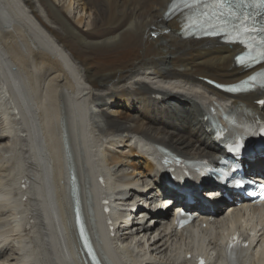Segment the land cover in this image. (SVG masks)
I'll return each mask as SVG.
<instances>
[{
  "label": "bare ground",
  "instance_id": "6f19581e",
  "mask_svg": "<svg viewBox=\"0 0 264 264\" xmlns=\"http://www.w3.org/2000/svg\"><path fill=\"white\" fill-rule=\"evenodd\" d=\"M174 1L0 0V264H186L182 248L211 264L233 226L256 233L243 264H264L263 207L214 200L210 213L197 197L201 231L169 229L160 210V198L179 201L158 147L214 158L208 111L264 119V91L227 96L207 82L252 73L236 64L242 48L186 38ZM250 167L264 178V156ZM101 198L115 209L109 239Z\"/></svg>",
  "mask_w": 264,
  "mask_h": 264
},
{
  "label": "snow or ice",
  "instance_id": "6c2138e0",
  "mask_svg": "<svg viewBox=\"0 0 264 264\" xmlns=\"http://www.w3.org/2000/svg\"><path fill=\"white\" fill-rule=\"evenodd\" d=\"M259 2L261 4H264V0H259ZM213 4L216 5L218 4L220 7H226L229 6V0H213ZM250 17L245 18V23L247 22V19H249ZM237 20H239V17L236 18ZM233 28V32L232 34H234L236 36L235 40L229 41L232 43H245V39L243 37L247 36L248 32L250 31L247 27H243V25L241 24H235L232 26ZM243 28L242 31H240V29ZM254 31H257L258 33H264V27L259 28V29H253ZM224 35H229L228 32H225ZM249 46H251L252 44H258L260 46V53L257 57H252L253 59H260V60H264V36H261L259 41H251L248 42ZM238 61L240 63H244V58L243 57H238L237 58ZM248 66V65H245ZM235 90V89H232ZM238 147H243V145H238Z\"/></svg>",
  "mask_w": 264,
  "mask_h": 264
},
{
  "label": "rangeland",
  "instance_id": "374dc122",
  "mask_svg": "<svg viewBox=\"0 0 264 264\" xmlns=\"http://www.w3.org/2000/svg\"><path fill=\"white\" fill-rule=\"evenodd\" d=\"M73 5H75L76 6V9H78V11L79 12H81V8H79L80 6H78V3H76V1H75V4L73 3ZM80 9V10H79ZM83 13V12H82Z\"/></svg>",
  "mask_w": 264,
  "mask_h": 264
}]
</instances>
